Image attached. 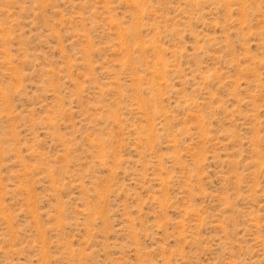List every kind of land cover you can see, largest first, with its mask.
I'll list each match as a JSON object with an SVG mask.
<instances>
[{"label": "rangeland", "instance_id": "obj_1", "mask_svg": "<svg viewBox=\"0 0 264 264\" xmlns=\"http://www.w3.org/2000/svg\"><path fill=\"white\" fill-rule=\"evenodd\" d=\"M0 264H264V0H0Z\"/></svg>", "mask_w": 264, "mask_h": 264}]
</instances>
